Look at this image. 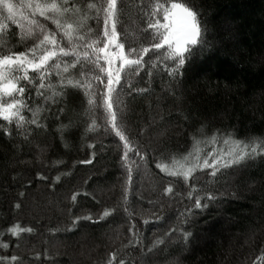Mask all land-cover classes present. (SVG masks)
Listing matches in <instances>:
<instances>
[{
    "label": "trees",
    "instance_id": "trees-1",
    "mask_svg": "<svg viewBox=\"0 0 264 264\" xmlns=\"http://www.w3.org/2000/svg\"><path fill=\"white\" fill-rule=\"evenodd\" d=\"M12 2L19 7L26 0ZM149 2L118 0L117 32L126 53L130 45L139 48L150 42L141 10ZM186 3L200 13L207 46L186 62L182 75L172 80L162 64L151 79L147 67L139 76L122 74L124 131L147 153V162L133 169L126 202L123 142L104 130L102 110L90 107L83 92L69 90L66 107L54 104L49 112L42 111L46 128L25 124L17 130L0 120V243L9 245L0 248V256H17L15 264H109L113 254L112 264H264V156L222 169L216 177L209 175L210 169L198 171L188 181L155 166L162 156L187 154L192 137L200 132L264 138V0ZM6 16L0 10L5 25L0 55L25 51L33 41H22L19 25ZM36 19L55 30L51 21ZM89 25L97 28L94 20ZM149 57L156 59L150 52L145 61ZM141 88L149 91H136ZM25 100L29 107L43 105L34 89H25ZM59 107L65 112L57 120ZM23 114L31 119V112ZM69 119L71 126L58 131ZM93 119L97 127L89 131ZM202 147L205 152L212 148ZM216 147L228 148L222 143ZM86 160L92 162L82 163ZM167 186L173 188L171 195L164 191ZM75 193L79 195L73 202ZM207 193L217 199H203ZM196 196L206 208L194 207ZM105 209L114 211L101 220ZM86 215L93 220L73 225L75 218ZM14 224L33 231L12 236L7 229ZM184 233L191 235L185 240ZM82 241L94 243L86 255L74 251Z\"/></svg>",
    "mask_w": 264,
    "mask_h": 264
},
{
    "label": "snow or ice",
    "instance_id": "snow-or-ice-1",
    "mask_svg": "<svg viewBox=\"0 0 264 264\" xmlns=\"http://www.w3.org/2000/svg\"><path fill=\"white\" fill-rule=\"evenodd\" d=\"M117 3L118 0H102L100 3L91 0L85 3H80L79 0H26L18 7L12 0H0V10L7 13L5 19L19 25L20 39L33 41L25 51L0 55V120L8 125L14 124L17 130L25 124L46 128L47 125L40 119L42 111L49 112L50 105L54 104H64L66 107L69 90L83 92L90 107L102 110L104 130L123 142L122 161L128 174L125 187L126 202L133 169H139L140 162H147V153H142L139 145H134L124 131L123 117L126 105L121 97L122 74L125 77L129 74L139 76L147 67L145 74L151 79L153 70L162 64V70L175 80L177 76L182 75L181 69L186 62L207 46V29L200 20V13L190 7L186 0H150L147 10L141 9L146 17L144 31L148 33L150 42L148 46L141 45L139 48L130 45L126 53L125 45L120 41V34L117 32L121 14ZM24 10L27 11V16L24 15ZM36 17L51 21L55 30L48 28ZM89 20H94L97 28L89 25ZM101 21L103 27L99 29ZM4 30L5 25L0 22V34H3ZM159 50L163 52L159 53ZM150 52L156 59L149 57V61H145L144 57ZM29 72L34 75L30 76ZM53 78H56L55 83L52 82ZM125 82L128 88L132 87L130 81L126 79ZM26 88L30 91L34 89L37 97L42 99L43 105L49 107H29L25 100ZM136 91L145 93L149 89L141 88ZM6 97L10 99L6 100ZM65 107L58 108L55 116L57 120L64 114ZM25 110L31 112L30 120L23 114ZM71 124L72 120L69 119V124L61 125L58 131L63 132ZM96 127V120L93 119L88 125V130L94 131ZM5 131L11 135L7 128ZM27 135L25 132L26 139ZM192 141V148L187 154H180L179 157L173 154L162 156L157 160L156 168L167 176L182 177L188 181L198 171L210 169L209 175L216 177L222 169L239 166L257 156H264L262 137L240 140L235 139L231 133L221 134L217 130L211 136L200 132L198 136L192 137ZM221 143L228 146L226 151L216 147ZM202 145H211L212 148L205 152ZM133 157H138L139 161ZM60 179V176L55 178L57 182ZM164 191L171 195L173 188L167 186ZM78 195L79 193L73 194L71 200L75 202ZM191 196L190 192L189 197ZM201 199L196 196L195 208L207 207V203L202 204ZM203 199L214 201L217 197L207 193ZM15 207L19 208L20 205ZM124 210L127 212V207ZM112 211L114 209H105L99 219L109 217ZM188 212L190 213L191 209H188ZM80 219L92 221L93 217H77L73 220V225ZM144 223L148 221L145 220ZM134 227L135 225H132V228ZM32 231V228H22L19 224L7 229V232L15 237ZM172 231L175 232L176 229L173 228ZM132 234L136 235L135 232ZM190 235L184 233L183 238L186 240ZM8 247L7 243H0V248ZM18 259L15 255L0 256V261L8 260L9 264H15ZM112 260H115V254L109 264H112ZM120 264H124V261L121 260Z\"/></svg>",
    "mask_w": 264,
    "mask_h": 264
},
{
    "label": "rangeland",
    "instance_id": "rangeland-1",
    "mask_svg": "<svg viewBox=\"0 0 264 264\" xmlns=\"http://www.w3.org/2000/svg\"><path fill=\"white\" fill-rule=\"evenodd\" d=\"M143 168V167H142ZM44 212H45V209H44ZM94 243H90L89 241H82L79 245L78 250H75L74 249V246H73V249L74 251H79L80 253H82V255H86V253L89 252V250H92V246L94 247L93 245Z\"/></svg>",
    "mask_w": 264,
    "mask_h": 264
}]
</instances>
